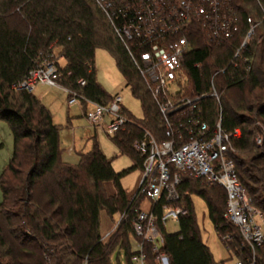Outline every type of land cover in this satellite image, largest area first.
<instances>
[{"label": "trees", "instance_id": "1", "mask_svg": "<svg viewBox=\"0 0 264 264\" xmlns=\"http://www.w3.org/2000/svg\"><path fill=\"white\" fill-rule=\"evenodd\" d=\"M228 3L238 34L218 45L195 30L183 68L196 93L206 92L210 75L224 69L215 78L219 102L204 100L201 116L210 127L220 117L226 133L238 131L230 157L251 206L264 215V0ZM247 18L257 24L243 54L249 62L242 56L233 66ZM55 49L65 62L60 83L93 103L112 99L96 80L95 51L104 50L114 60L142 110V119L136 120L122 109L129 122L111 138L132 169L142 168L132 145L142 139L143 130L156 141L163 139L156 105L94 0H0V120L12 136V154L0 174V264H111L115 250L123 253L124 264H131V241H136L131 221L140 200L125 197L120 178L126 171L115 173L95 141L90 151L78 154L76 164L62 162L59 129L49 110L33 94L13 89ZM198 63L200 68H194ZM257 135L263 137L261 146L255 143ZM182 178L180 205L186 214L177 220L178 231L168 234L157 224L164 251L170 264H214L202 243L190 196L204 201L219 240L230 235V247L236 251L241 240L223 219L225 193L204 180ZM104 182H112L114 195H106ZM101 211L108 216L125 214L106 243L99 234ZM154 213L161 215V203ZM143 252L148 264H154L149 245H143Z\"/></svg>", "mask_w": 264, "mask_h": 264}, {"label": "built area", "instance_id": "2", "mask_svg": "<svg viewBox=\"0 0 264 264\" xmlns=\"http://www.w3.org/2000/svg\"><path fill=\"white\" fill-rule=\"evenodd\" d=\"M104 15L116 39L149 92L158 110L163 139L156 141L146 130L142 139L132 145L142 158V177L134 200L146 199L151 207L148 213L137 212L131 221L136 238L131 264H148L143 245H149L154 264H170L164 251L163 237L158 229L168 221L177 222L186 211L180 205L179 187L183 176L204 180L225 193L223 219L238 232L241 243L236 251L230 247L231 236L220 242L235 258V264H264V215L251 206L230 157L232 138L238 131L226 133L220 117L210 127L201 116L200 104L211 99L219 102L215 78L224 72L212 73L206 92L196 93L183 66L192 45L195 30L211 42H229L239 28L230 16L228 0H94ZM264 20V14L262 16ZM246 30L240 45L234 50L232 62L244 56L257 24L246 19ZM51 55L43 57L24 79L13 86L15 91L33 94L37 87L56 88L61 73L58 60ZM235 62V61H234ZM233 62V66H234ZM243 62H249L244 56ZM199 69L200 64H194ZM84 86V81H79ZM67 105H84L89 125L101 126L112 136L122 131L129 122L122 114L121 97L115 94L107 104L93 103L82 94L63 89ZM108 118L107 123L104 122ZM262 135L255 137L261 146ZM161 203V215L154 207ZM125 220L119 215L118 224ZM113 229V230H114ZM238 253L236 257L234 253Z\"/></svg>", "mask_w": 264, "mask_h": 264}, {"label": "rangeland", "instance_id": "3", "mask_svg": "<svg viewBox=\"0 0 264 264\" xmlns=\"http://www.w3.org/2000/svg\"><path fill=\"white\" fill-rule=\"evenodd\" d=\"M205 38L206 35L202 34ZM58 50L53 51V59L58 58ZM64 60L59 59L60 67L64 66ZM94 65L96 80L102 89L109 95L118 94L121 97V106L134 119H142L140 103L131 95L129 88L125 86V81L116 68L112 57L104 50H96L94 55ZM66 89L61 83L56 88L37 87L33 95L51 113L53 123L59 129V147L61 150V160L67 164H76L78 154L90 151L92 142L95 141L101 153L111 162V167L115 173L126 171L120 178V185L124 191L127 201L135 195L141 177V169H132V162L127 156L120 155L111 142L113 137L101 126L93 127L85 119L84 105H67ZM68 89V88H67ZM108 118L104 119L107 123ZM261 134H264L262 131ZM12 154V136L5 122L0 120V174L6 168ZM103 190L107 196L115 194L112 182H104ZM192 204L196 218V224L200 231L201 240L209 249L213 256L214 264H235L234 256L229 253L221 244L214 228L208 219L206 205L197 196H192ZM1 201V193H0ZM151 204L148 200L142 199L139 210L144 213L150 211ZM119 215L108 216L104 211L99 215V234L103 243L108 241V236L112 232ZM165 231L173 234L178 231V223L168 221ZM134 241H131V251H135ZM115 250L110 257L111 264H124L123 253Z\"/></svg>", "mask_w": 264, "mask_h": 264}, {"label": "crops", "instance_id": "4", "mask_svg": "<svg viewBox=\"0 0 264 264\" xmlns=\"http://www.w3.org/2000/svg\"><path fill=\"white\" fill-rule=\"evenodd\" d=\"M64 65H65V63H64ZM63 67V66H62ZM84 111H85V109H84ZM53 120V119H52ZM192 198V196H190V199ZM191 202H192V199H191ZM139 207H140V203H139ZM164 228V231H165V226L163 227ZM114 229V228H113ZM113 229H112V231H113ZM166 232V231H165ZM202 243L204 244V242L202 241ZM205 245V244H204ZM206 246V245H205Z\"/></svg>", "mask_w": 264, "mask_h": 264}]
</instances>
